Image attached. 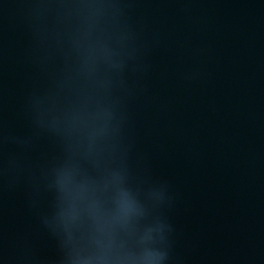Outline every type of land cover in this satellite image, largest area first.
<instances>
[{
	"label": "water",
	"instance_id": "1",
	"mask_svg": "<svg viewBox=\"0 0 264 264\" xmlns=\"http://www.w3.org/2000/svg\"><path fill=\"white\" fill-rule=\"evenodd\" d=\"M0 264H264V0H0Z\"/></svg>",
	"mask_w": 264,
	"mask_h": 264
}]
</instances>
